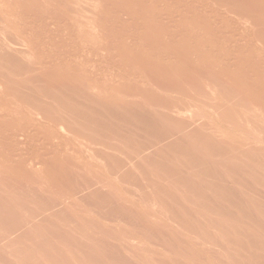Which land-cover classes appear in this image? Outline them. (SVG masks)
I'll list each match as a JSON object with an SVG mask.
<instances>
[{"label":"rangeland","instance_id":"1","mask_svg":"<svg viewBox=\"0 0 264 264\" xmlns=\"http://www.w3.org/2000/svg\"><path fill=\"white\" fill-rule=\"evenodd\" d=\"M183 1L0 0V264H264V0Z\"/></svg>","mask_w":264,"mask_h":264},{"label":"bare ground","instance_id":"2","mask_svg":"<svg viewBox=\"0 0 264 264\" xmlns=\"http://www.w3.org/2000/svg\"><path fill=\"white\" fill-rule=\"evenodd\" d=\"M183 1V0H182ZM8 2V1H7ZM184 2V1H183ZM7 4V3H6ZM137 5V4H136ZM159 5V4H158ZM28 7V6H27ZM195 7V6H194ZM4 8V7H3ZM11 8V7H10ZM32 8V7H31ZM37 8V7H36ZM7 9V8H6ZM12 9V8H11ZM35 10V9H34ZM261 10V9H260ZM122 11V10H121ZM172 12V11H171ZM206 13V12H205ZM24 14V13H23ZM39 14V13H38ZM35 15V14H34ZM165 15V14H164ZM33 16V15H32ZM156 16V15H155ZM39 18H40V16H39ZM8 19V18H7ZM42 19V18H41ZM193 21V20H192ZM17 23V22H16ZM23 23V22H22ZM29 24H30V22H29ZM117 24V23H116ZM24 25V24H23ZM27 25V24H26ZM212 25V24H211ZM139 26V25H138ZM166 27V26H165ZM83 35V34H82ZM219 35V34H218ZM28 37V36H27ZM262 37V36H261ZM263 40V39H262ZM261 40V41H262ZM230 42V41H229ZM257 42V41H256ZM33 44V43H32ZM107 44V43H106ZM34 45V44H33ZM216 46V45H215ZM118 49V48H117ZM99 50V49H98ZM152 51V50H151ZM70 54V53H69ZM220 54V53H219ZM128 55V54H127ZM229 56V55H228ZM229 58V57H228ZM36 61V60H35ZM234 62H235V60H234ZM254 62V61H253ZM249 63V62H248ZM39 65V64H38ZM229 65V64H228ZM244 66H245V64H244ZM255 69V68H254ZM247 70V69H246ZM256 70V69H255ZM41 71V70H40ZM257 71V70H256ZM250 73V72H249ZM247 75H249V74H247ZM255 78H256V76H255ZM209 80V79H208ZM250 80V79H249ZM143 81V80H142ZM166 81H167V79H166ZM172 81V80H171ZM173 82V81H172ZM245 82V81H244ZM247 83V82H246ZM254 84V83H253ZM196 86H198V85H196ZM163 88V87H162ZM201 88V87H200ZM139 89V88H138ZM150 89V88H149ZM158 92V91H157ZM173 94V93H172ZM168 95V94H167ZM175 95V94H174ZM169 96V95H168ZM167 96V97H168ZM177 97V96H176ZM173 98V97H172ZM181 98V97H180ZM179 98V99H180ZM156 108V107H155ZM182 111V110H181ZM23 112V111H22ZM174 113V112H173ZM190 114V113H189ZM180 115V114H179ZM199 115V114H198ZM262 115V114H261ZM184 116V115H183ZM187 116V115H186ZM188 117V116H187ZM183 118V117H182ZM240 121V120H239ZM249 123V122H248ZM195 124V123H194ZM193 125V124H192ZM248 125V124H247ZM260 126V125H259ZM196 127V126H195ZM5 128V127H4ZM225 129V128H224ZM3 130V129H2ZM214 130H216V129H214ZM1 131V130H0ZM2 132V131H1ZM7 132V131H6ZM239 132V131H238ZM5 133V132H4ZM30 133V132H29ZM206 133V132H205ZM2 134V133H1ZM9 134H10V132H9ZM17 135V134H16ZM10 136V135H9ZM18 136V135H17ZM16 136V137H17ZM221 136V135H220ZM5 137V136H4ZM37 137V136H36ZM56 137V136H55ZM59 138V137H58ZM233 139V138H232ZM263 140V139H262ZM13 141H14V139H13ZM77 141V140H76ZM243 141V140H242ZM3 142V141H2ZM6 142V141H5ZM8 142V141H7ZM33 142V141H32ZM264 142V141H263ZM11 143V142H10ZM13 143V142H12ZM7 144V143H6ZM60 144V143H59ZM254 144H256V143H254ZM16 145V144H15ZM4 146V145H3ZM57 146V145H56ZM52 147V146H51ZM73 148V147H72ZM145 148V147H144ZM9 149V148H8ZM11 149V148H10ZM87 149V148H86ZM95 149V148H94ZM53 151V150H52ZM92 151V150H91ZM143 151V150H142ZM5 152V151H4ZM56 152V151H55ZM48 154V153H47ZM51 154H54V153H51ZM71 154V153H70ZM90 154H92V153H90ZM13 155V154H12ZM85 155V154H84ZM142 155V154H141ZM56 156V155H55ZM108 156V155H107ZM132 156V155H131ZM151 157V156H150ZM152 158V157H151ZM62 159V158H61ZM66 159V158H65ZM69 159V158H68ZM129 159H131V158H129ZM81 160V159H80ZM103 160V159H102ZM132 160V159H131ZM134 160V159H133ZM39 161V160H38ZM64 161V160H63ZM69 161V160H68ZM104 161V160H103ZM70 162V161H69ZM95 162V161H94ZM50 163V162H49ZM73 163V162H72ZM151 163V162H150ZM66 164V163H65ZM69 164V163H68ZM158 164V163H157ZM48 166H50V165H48ZM131 166V165H130ZM78 167V166H77ZM104 167V166H103ZM111 167H113V166H111ZM50 168V167H49ZM73 168V167H72ZM76 168V167H75ZM80 168V167H79ZM7 169V168H6ZM47 170H50V169H47ZM79 170V169H78ZM131 170H132V168H131ZM80 171V170H79ZM96 171V170H95ZM135 171V170H134ZM220 171V170H219ZM6 172V171H5ZM9 172H11V171H9ZM54 172V171H53ZM56 173V172H55ZM107 173V172H106ZM51 174H52V172H51ZM111 174V173H110ZM88 175H89V173H88ZM85 176V175H84ZM98 177V176H97ZM4 178V177H3ZM83 178H86V177H83ZM117 178V177H116ZM115 179V178H114ZM141 179V178H140ZM95 180V179H94ZM103 180V179H102ZM148 180V179H147ZM65 181V180H64ZM106 181V180H105ZM124 181H126V180H124ZM8 182V181H7ZM13 182H15V181H13ZM111 182V181H110ZM99 183V182H98ZM117 183V182H116ZM128 183V182H127ZM131 183V182H130ZM229 183V182H228ZM66 184V183H65ZM126 185V184H125ZM133 185V184H132ZM103 186V185H102ZM113 186H114V184H113ZM116 186V185H115ZM121 187V186H120ZM123 187V186H122ZM127 187V186H126ZM108 188V187H107ZM79 189V188H78ZM13 190V189H12ZM90 190V189H89ZM102 190V189H101ZM105 190H106V188H105ZM108 190V189H107ZM113 190V189H112ZM123 190V189H122ZM111 191V190H110ZM190 191V190H189ZM116 192V191H115ZM126 193V192H125ZM133 193H135V192H133ZM20 194V193H19ZM94 194V193H93ZM127 195H129V194H127ZM161 196H163V195H161ZM160 196V197H161ZM118 197V196H117ZM115 198H116V196H115ZM121 199V198H120ZM119 199V200H120ZM152 199V198H151ZM178 199V198H177ZM55 200V199H54ZM123 200V199H122ZM121 200V201H122ZM134 200V199H133ZM179 200V199H178ZM127 201V200H126ZM154 201V200H153ZM160 201V200H159ZM125 202V201H124ZM133 202V201H132ZM68 203V202H67ZM159 203V202H158ZM213 203V202H212ZM134 205V204H133ZM195 205V204H194ZM114 206V205H113ZM131 206V205H130ZM153 206V205H152ZM156 206V205H155ZM60 207V206H59ZM135 207V206H134ZM169 207V206H168ZM174 207V206H173ZM51 208V207H50ZM58 208V207H57ZM138 208V207H137ZM153 208V207H152ZM210 208V207H209ZM54 209V208H53ZM60 209H62V208H60ZM140 209V208H139ZM147 209V208H146ZM59 210V209H58ZM126 210V209H125ZM131 210V209H130ZM170 210V209H169ZM65 211V210H64ZM107 211V210H106ZM110 211V210H109ZM159 211V210H158ZM164 211H166V210H164ZM174 211V210H173ZM210 211V210H209ZM227 211V210H226ZM120 212V211H119ZM140 212V211H139ZM138 212V213H139ZM156 213H157V211H155ZM197 212V211H196ZM63 213V212H62ZM97 214V213H96ZM143 214V213H142ZM64 215V214H63ZM68 215H69V213H68ZM67 215V216H68ZM103 215V214H102ZM109 215V214H108ZM113 215V214H112ZM163 215V214H162ZM173 215V214H172ZM221 215V214H220ZM117 216H119V214L117 215ZM190 216V215H189ZM100 217H102V216H100ZM122 217V216H121ZM145 217V216H144ZM257 217V216H256ZM168 218V217H167ZM65 219H66V217H65ZM80 219V218H79ZM87 219V218H86ZM106 219V218H105ZM112 219V218H111ZM143 219V218H142ZM154 219V218H153ZM180 219V218H179ZM73 220V219H72ZM84 220V219H83ZM121 220V219H120ZM130 220V219H129ZM128 220V221H129ZM136 221V220H135ZM142 221V220H141ZM170 221V220H169ZM74 222V221H73ZM145 222H147L146 220H145ZM71 223V222H70ZM127 223V222H126ZM149 223H150V221H149ZM175 223V222H174ZM201 223V222H200ZM156 224V223H155ZM72 225V224H71ZM130 225V224H129ZM128 225V226H129ZM144 225H145V223H144ZM147 225V224H146ZM150 225V224H149ZM148 225V226H149ZM160 225V224H159ZM138 226V225H137ZM140 226V225H139ZM91 227V226H90ZM135 227H136V225H135ZM147 227V226H146ZM176 227V226H175ZM149 228V227H148ZM148 228H147V230H148ZM151 228V227H150ZM152 229V228H151ZM155 230V229H154ZM149 231V230H148ZM165 231H167V230H165ZM177 231H178V229H177ZM180 231V230H179ZM94 232V231H93ZM110 232V231H109ZM143 232H145V231H143ZM158 232V231H157ZM159 232H160V230H159ZM171 232V231H170ZM102 233V232H101ZM150 233V232H149ZM154 233V232H153ZM161 233V232H160ZM163 233V232H162ZM169 233V232H168ZM177 233V232H176ZM180 233H182V232H180ZM194 233V232H193ZM116 234V233H115ZM158 235V234H157ZM163 235V234H162ZM165 235V234H164ZM177 235V234H176ZM150 236V235H149ZM159 236V235H158ZM187 236V235H186ZM197 236V235H196ZM151 237H152V235H151ZM154 237V236H153ZM167 237V236H166ZM165 236H164V238H166ZM171 237V236H170ZM174 237V236H173ZM181 237V236H180ZM148 238V237H147ZM183 238V237H182ZM185 239V238H184ZM202 239V238H201ZM169 240V239H168ZM184 241V240H183ZM109 242V241H108ZM162 242V241H161ZM169 242H171V241H169ZM173 242V241H172ZM176 242V241H175ZM163 243V242H162ZM182 243V242H181ZM179 244V243H178ZM191 244V243H190ZM137 245V244H136ZM160 245H161V243H160ZM125 246V245H124ZM167 246H168V244H167ZM116 247V246H115ZM123 247V246H122ZM128 247V246H127ZM154 247V246H153ZM117 248V247H116ZM172 248V247H171ZM203 248V247H202ZM123 249H126V248H123ZM128 249V248H127ZM176 249V248H175ZM183 249V248H182ZM189 249V248H188ZM195 249V248H194ZM226 249V248H225ZM168 250V249H167ZM174 250V249H173ZM179 250V249H178ZM193 250V249H192ZM223 250V249H222ZM114 251V250H113ZM126 251V250H125ZM129 251V250H128ZM188 251V250H187ZM205 251V250H204ZM124 252V251H123ZM168 252V251H167ZM175 252H177V251H175ZM180 252H181V250H180ZM208 252V251H207ZM113 253V252H112ZM115 253V252H114ZM131 253V252H130ZM170 253H171V250H170ZM183 253V252H182ZM215 253V252H214ZM116 254V253H115ZM190 254V253H189ZM125 255V254H124ZM133 255V254H132ZM181 255V254H180ZM191 255V254H190ZM202 255V254H201ZM135 256V255H134ZM187 256H188V254H187ZM125 257V256H124ZM199 257V256H198ZM203 257V256H202ZM212 257V256H211ZM132 258V257H131ZM188 258V257H187ZM192 259H193V257H191ZM205 258V257H204ZM209 258V257H208ZM216 259V258H215ZM120 260V259H119ZM200 260V259H199ZM128 261V260H127ZM193 261V260H192ZM196 261V260H195ZM131 262H133V261H131ZM173 262V261H172ZM204 262H205V259H204ZM225 262V261H224ZM178 263V262H177ZM202 263V262H201ZM261 263V262H260ZM259 263V264H260ZM196 264V263H195ZM221 264V263H220ZM229 264V263H228Z\"/></svg>","mask_w":264,"mask_h":264}]
</instances>
